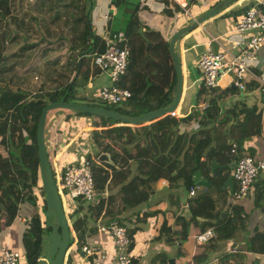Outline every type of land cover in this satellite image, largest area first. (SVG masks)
Returning <instances> with one entry per match:
<instances>
[{
    "label": "trees",
    "instance_id": "obj_1",
    "mask_svg": "<svg viewBox=\"0 0 264 264\" xmlns=\"http://www.w3.org/2000/svg\"><path fill=\"white\" fill-rule=\"evenodd\" d=\"M93 1L0 0V214L7 215L3 226H8L16 218L18 207L28 209V219L23 218L20 235L27 264H35L40 256L43 236L49 232L40 212L44 201L37 167V119L42 107L59 101L65 93L67 101L77 99L71 91L83 87L90 76L98 72L91 59L93 54L104 50V43L90 24L89 6ZM164 1L167 4L168 0ZM249 6L245 3L230 13L236 16ZM177 13L175 7L171 15L175 17ZM134 19H130L129 28L125 31L129 55L125 73L117 83L131 93L126 101L127 108L116 110L93 100L80 103L136 115L171 101L175 78L167 50L168 41L159 31L137 32L138 24ZM142 34L146 35V41ZM141 42L151 43L144 52ZM151 51L154 59L146 57ZM140 54L143 55L140 66L136 70L131 69L133 57ZM146 67L150 68L148 72L144 71ZM233 91L232 87L207 89L200 83L195 103L187 114L181 117L164 115L140 126L73 113L86 116L91 121L89 138L93 153L85 157L90 161L97 192L96 200L86 207L87 214L72 217L70 226L74 238L82 240L83 232L89 229L88 221L102 215L106 221L125 226L132 239L137 229L132 221H144L156 211H144L133 220L125 212L149 201L153 193L151 183L158 179L175 183L181 179L183 190L187 192L194 184L193 177L199 175L208 181V186L205 192L188 201L190 217L178 216L170 209L175 226L172 229L162 213L160 233L164 235L163 241L172 245L171 240L176 237L182 239L191 235V226L197 228L194 233L213 228L215 237L212 240L228 239L233 220L219 219L213 198L220 196L219 187L228 172L218 168L209 173L208 162L216 154L222 156L224 162H230L234 157L229 154L230 147L234 145L235 155H240L243 140L260 130V114L252 110H241V120L230 111L223 116L218 115V99ZM205 95L209 97L205 98ZM203 102L207 107L201 109L199 106ZM234 116L235 120L228 124ZM101 153L109 155L111 164L96 161ZM178 196L179 193L169 196L168 202L172 205ZM82 210L79 205L74 213ZM247 248L264 255V233H254ZM207 249L204 246L191 259L198 264L207 261ZM179 254L178 251L176 255ZM160 257L167 258L166 254Z\"/></svg>",
    "mask_w": 264,
    "mask_h": 264
},
{
    "label": "crops",
    "instance_id": "obj_2",
    "mask_svg": "<svg viewBox=\"0 0 264 264\" xmlns=\"http://www.w3.org/2000/svg\"><path fill=\"white\" fill-rule=\"evenodd\" d=\"M245 1L246 0H239L235 3L233 2L229 4L227 7L218 12L214 17L206 19L198 27L186 32L185 34H182L179 40L175 43V50L178 52L182 73L183 67L186 70V78L184 79H186L187 81L188 89H190L191 87L190 99L191 101H193L192 103L189 102L191 106H193L195 103V94L198 90L199 84L201 83L200 74L195 65L197 58L199 57L201 51L205 48V43L207 41L209 42L211 40L208 45L211 50H216L217 48L219 49V47L229 49L230 43L239 38V36L233 32V23L235 18L238 17L240 13L236 16H233L230 12H233L236 8L239 7L238 5ZM175 7L178 9V13L174 17L171 14L174 12ZM207 8H209V6ZM207 8L203 9L206 10ZM90 10V24L92 30L101 38L104 36V34L114 33L117 31L123 32L125 34L126 29L129 28L128 26L130 19L135 18V23L138 24L137 29L140 28V32L151 30L159 31L162 37L167 41L178 28L189 24L197 15L204 11L201 10L197 15L189 11L190 15L193 17V19L191 20L190 18L185 17L182 14L180 8L171 0H168L167 4L164 0H94L93 4H91ZM209 24H212L211 28H207V25ZM213 38H216V42L212 40ZM177 45H180V49L177 48ZM248 71L249 72H247L241 80L242 88L235 87L234 84L231 83L232 78L229 73H225L218 78L216 84L217 88L222 90L226 87H232L234 89L233 92L224 94L218 99V115L223 116L225 112L230 111L231 113L237 115L236 118L238 120H241L242 114L239 113L241 110L249 109L254 111L255 113H259V133L243 140V152L241 154H246L253 159L264 160V49H259L257 53V59L256 61L249 64ZM184 81L185 80H183V83ZM107 84H109L108 77L102 72H96L94 73V75L90 76L83 87L73 89L71 92L73 97H76L77 100L96 101L99 88L102 85ZM208 97V95H205V98ZM179 104L176 109L175 115L181 117L187 114L189 110L187 108L185 111H183V101H181V103L179 102ZM54 119H56V122H54L53 126L51 124L50 128H52V130L48 133L46 143L47 148L53 149L58 146L59 143H62V146L64 145V150H66L75 137L86 139V141L87 139H89V133L92 130V127L91 123L89 122L90 119L88 117L65 116V114H63L59 118L55 117ZM230 119L231 121H229L228 124L235 120V116L231 117ZM73 122H77V124L79 125L76 133L67 131L68 125ZM60 126L63 127L62 130H60ZM65 134L68 135V141L64 140ZM52 143L53 147L51 146ZM54 144H56V146ZM62 151H60V153ZM0 153H2V150H0ZM47 156L48 158H50L48 151ZM226 156H228V153L226 154ZM68 158L69 161H72L75 157ZM211 160H214V164L210 166V164L208 163L209 173H213L218 168H223V170H227L228 172V175L219 187V191L221 193L220 196H214L213 198L215 200L214 208L218 212L219 219L225 217L233 220V222H231L233 226L231 236L226 240H221L220 242L218 240H212L207 244L200 246H195L192 239H190V248L186 247L185 245H181V243L176 244L179 246V248L177 250H172V252H175L176 254L179 251L180 254L177 255V257L174 255V253L168 254L170 248L166 247L168 243H165L163 241L164 235L163 233H160V224L163 220L162 213L165 214L167 225L174 229L175 226H173L172 224V218L169 210L173 209L178 214L180 203L178 198L171 205L168 202V198L169 196H174L177 193L180 194L184 190H179L176 183H171L165 179H158L150 185L152 188V192H157L164 187L167 188V191L163 192L159 199L156 201H154L153 196H151L149 198V201H147L146 203H149L146 209H143L142 211L138 210L136 212L134 209H132L127 212V217H129L130 220H133L136 215L140 217V215L144 213V211H156V213H154L153 215L147 216L144 221H135V223L134 221H132L134 224L133 226L137 225V229L132 234V238H135V240L137 241L135 243V246H133L134 256L131 259V264L137 262V259L139 258L142 259L143 264H163L162 261L166 262L168 259H171L173 261L172 264H178L179 261H183L186 259L188 261L187 263L189 264H198L193 261L191 257L193 254L201 252L204 246L208 247L206 255L207 261L202 262L201 264H204L206 262H209L213 258H216L214 256L208 258V253L210 251H219L220 254L218 255V257H221L223 255L225 256V251L228 248H231L234 251L227 254L229 257L227 258L226 256V261L232 263L233 261H237L236 263L244 264L243 258L238 259L236 255L239 253H244V251H248V243L251 241V236H253L254 233H264V176H258L253 181L247 195L244 198L240 199L239 201L233 202L230 200V198L227 197L228 195L226 194V192L234 187V182L232 181L230 176V170L234 157L230 160V162L226 163L224 162L222 156L216 154L213 158H211ZM193 180L194 184L204 182L206 188L208 186V181L201 178V176H195L193 177ZM180 183H182V181L178 184ZM173 198L174 197H171V199ZM255 200L257 201V205L254 204ZM83 214L84 211L82 210L76 212L75 216H82ZM98 219L106 221V219L103 218L102 215L98 216L96 219L93 218V222L88 223L89 229L82 234L83 240L98 241L104 239L103 236L96 232L95 225L96 220ZM197 220L200 222L203 221V219L201 218H197ZM149 221H152L153 228L148 227ZM19 222L23 227L22 217ZM146 226L148 227V229H146ZM129 227H131L130 224ZM196 229L197 228H193L191 226V233L194 234V232H196ZM211 229L213 230V228ZM21 232L22 228H18L17 233H19V236L21 235ZM158 235H161V237H159ZM191 235L189 236L190 238ZM74 236L75 235L72 234L73 238ZM74 242L75 239L73 240L72 244L68 246L64 256L63 264H77V262L73 260V250L74 246H76ZM108 243L110 244V240H108ZM8 245L13 247L11 242H9ZM185 252H189L188 258L187 256L186 258L181 256L183 253L185 254ZM251 253L260 254L255 252ZM163 254H166L167 258L160 257ZM140 255H143L141 256L142 258L139 257ZM68 259H70L69 263ZM21 264L26 263L22 261Z\"/></svg>",
    "mask_w": 264,
    "mask_h": 264
},
{
    "label": "built area",
    "instance_id": "obj_3",
    "mask_svg": "<svg viewBox=\"0 0 264 264\" xmlns=\"http://www.w3.org/2000/svg\"><path fill=\"white\" fill-rule=\"evenodd\" d=\"M171 1L180 8L185 17L191 20L193 17L188 11L189 3L207 5L205 7L207 8L216 2V0ZM246 3H249L250 6L241 12L233 23V32L239 38L230 43L229 49L219 47V49L211 50L208 47L211 40L207 41L205 48L196 60L195 65L200 74L201 84L207 89L215 87L218 78L225 73L230 74L231 83L235 87L242 88L241 80L249 72V64L256 61L259 49H264V0H249ZM102 39L104 50L101 53L93 54L91 63L98 69V72H102L108 77L109 84L99 88L96 101L104 104L126 102L131 97L130 91L117 85L120 77L124 75L127 65L129 51L126 46V36L123 32L117 31L104 34ZM212 40L216 42V38ZM199 107L201 109L206 108V102L201 103ZM170 116L178 117L173 113ZM85 148L92 149L90 139L81 149L75 147L78 153L74 160L66 161L63 159L64 163H60L58 168L54 165L51 168L61 208L66 219L78 205L86 201L93 202L97 197L91 176V164L85 157L90 152H84ZM229 154L234 155L230 170L234 187L229 189L226 194L231 201L235 202L247 195L251 184L258 175L264 176V160L253 159L244 154L235 155L234 145L230 147ZM198 190L203 191L204 188L194 184L187 190L186 207L188 201L197 196ZM60 196L65 198V205ZM77 200L78 204H76ZM95 226L96 232L104 237L103 240L87 241L82 238L78 241L73 238V240L75 239L74 244L78 246L80 255L87 260V264H131V259L134 256L133 246L137 240L129 238L125 226L115 221H102L100 219L96 220ZM148 227L153 228L152 221H149ZM69 229L71 230L70 224ZM71 232L73 234V231ZM214 237L215 232L211 228L191 235L195 246L205 245ZM108 240H110V244ZM233 251V249L228 248L225 251V256ZM225 256L216 258L223 259ZM216 258L204 264H213L216 262ZM22 261L25 262L26 260L19 249H13L9 245L0 247V264H21Z\"/></svg>",
    "mask_w": 264,
    "mask_h": 264
},
{
    "label": "water",
    "instance_id": "obj_4",
    "mask_svg": "<svg viewBox=\"0 0 264 264\" xmlns=\"http://www.w3.org/2000/svg\"><path fill=\"white\" fill-rule=\"evenodd\" d=\"M235 1L237 0L216 1L209 8L197 15L189 24L178 28L169 38L167 42V50L175 80L172 99L166 105L140 114L126 115L104 107L89 106L80 102L67 101L65 93L59 101L47 103L42 107L36 123L35 142L37 149L38 177L44 201V205L40 207V212L43 216L45 226L49 228V232L45 233L43 236L40 256L36 259L35 264H63L71 236L67 219L61 208V202L55 187L52 170L47 156L46 143L48 134L45 125L47 112L54 111L55 114L62 113L63 111H70L78 114H89L111 119L115 122L130 126H140L164 115H171L178 107L183 90V73L178 52L175 50V43L179 40L182 34L198 27L206 19L214 17L223 8ZM90 8L91 4L89 6V9ZM137 31L140 32V28H138ZM150 44L151 43L148 42L145 49H147ZM70 85L71 84L67 87V91H69ZM228 144H230V142H228ZM96 160L100 163L111 164L107 153L99 154ZM185 196V191H182L179 194L178 198L180 207L178 209V216L189 218L190 213L185 205ZM94 201L95 200H93V202ZM172 262L171 259L167 260V264H172Z\"/></svg>",
    "mask_w": 264,
    "mask_h": 264
},
{
    "label": "rangeland",
    "instance_id": "obj_5",
    "mask_svg": "<svg viewBox=\"0 0 264 264\" xmlns=\"http://www.w3.org/2000/svg\"><path fill=\"white\" fill-rule=\"evenodd\" d=\"M217 1V0H216ZM249 0H246L245 2H243V3H241L240 5H238V6H244L245 5V3L246 2H248ZM214 4V3H213ZM212 5V4H211ZM207 5H200V4H196V3H193V2H191V3H189L188 4V11H191V12H193V13H195V15H197V14H199V12L202 10H204L203 8H205ZM212 27V24H209V25H207V28H211ZM139 33H141V32H139ZM129 38H130V36H129ZM142 38H143V40H145L146 41V35L145 34H142ZM126 41H128V37H127V39H126ZM142 43V42H141ZM148 42H146L145 44L144 43H142V51L144 52V50H146L145 49V46H146V44H147ZM136 45H133V47H135ZM180 47V45H177V48L178 49H180L179 48ZM177 49V50H178ZM153 53H152V51L146 56V57H148L149 59H154V57H153ZM134 58V64L132 65V68L131 69H134V70H136L139 66H140V61H141V59L143 58V55L142 54H140L139 56H135V57H133ZM148 69H150L149 67H146V69H144V71H146V72H148ZM185 73H186V70H185V68L183 67V80H185L184 81V83H183V90H182V97H181V101H183L184 102V105H183V111H185L187 108H188V110L190 109V107H191V105L189 104V102L190 103H192L193 101H191V87H190V89H188V85H187V81H186V79H184V78H186L185 77ZM187 96H188V99H187ZM184 97H185V99H184ZM76 98V97H75ZM183 99V100H182ZM72 101H75V102H81L82 100H77V99H73ZM181 101H180V103H181ZM95 103L96 104H100V105H103V106H106V107H108V108H114V109H116V110H119V109H121V110H123V109H126L127 108V102H119L118 104H104V103H101V102H98V101H95ZM183 104V103H182ZM180 105V104H179ZM63 114H65V116H76L77 117V115H75V114H73V112H70V111H63V113H62V115ZM61 115V113H55L54 114V111L53 112H51V111H49V112H47V118H46V130H47V134L52 130V128H50L51 127V124H52V126L54 125V122H56V119H54L55 117L56 118H59L60 116H62ZM81 117H83V116H81ZM90 123H91V121H89ZM78 124H77V122H73V123H71L70 125H68V127H67V131H71V133H76V130H77V128H78ZM60 128V130H62V128L63 127H59ZM67 137H68V135H66L65 134V136H64V140H66V141H68V139H67ZM90 139V138H89ZM89 139H87V140H89ZM85 143H86V139H83V138H74L73 139V141H71V143L69 144V146L67 147V149L66 150H64V145L62 146V143H59V145L58 146H56V144H54L56 147L55 148H53V149H50V148H47V151H48V154L50 155V158H48V160H49V163H50V166H51V168H53V165L55 166V167H57L58 168V165L60 164V163H64V161H63V159L64 160H66V161H69V158L68 157H71V158H74V157H77V153H78V150L76 151L75 150V147L77 146V148H79V149H81V147L82 146H85ZM52 147H53V143H52V145H51ZM0 150H2V148L0 147ZM63 150V151H62ZM60 151H62L61 153H60ZM91 152V154L93 153L92 152V149L90 150V148H85V150H84V152ZM68 155H70V156H68ZM4 157V156H3ZM96 159V158H95ZM97 161V160H96ZM209 164H210V166L211 165H213L214 164V160H211V161H209L208 162ZM214 169V168H213ZM212 169V170H213ZM197 176H199V175H197ZM200 180V179H199ZM182 180L181 179H178V181H176L175 183L177 184V187H178V189L179 190H183V186H182V183H180V184H178L179 182H181ZM199 186H201L202 188H204V190L203 191H200V190H198L197 192H198V194H197V196H199L200 194H202L203 192H205L206 191V185H205V183L204 182H202V183H199L198 184ZM167 188L166 187H164V188H162L161 190H159V191H157V192H154L153 194H151V196H153V199H154V201H156V200H158L159 199V197L162 195V193L163 192H166L167 190H166ZM150 196V197H151ZM196 196V197H197ZM61 198H62V202H63V204L65 205V203H66V200H65V198L63 197V196H60ZM195 197V198H196ZM193 199V198H192ZM227 201V200H226ZM236 202V201H235ZM147 202H144V203H141V204H139V205H137L136 207H134V210H135V212L136 211H142L143 209H146L147 208V206L149 205V203L148 204H146ZM257 203V201L255 200L254 201V204L255 205H257L256 204ZM39 204H41V203H39ZM76 204H78V200L76 201ZM89 204H91V202H89V201H86V202H83V204H81L80 206H82V208H83V211H84V213L85 214H87V212H86V207L89 205ZM79 206V205H78ZM77 206V207H78ZM0 213H2L1 212V210H0ZM125 213H127V212H125ZM74 215H75V213L74 212H72V214L71 215H68L67 216V223H68V225L71 223V220H73V218L72 217H74ZM18 217V218H17ZM17 217L13 220V221H11L12 223L11 224H9L8 226H3V222L4 221H6L8 218H7V215L6 214H0V247L1 246H4V245H8V243L9 242H11V244L13 245V247H11V248H13V249H19V251L21 252V253H23L22 251H23V249H22V245H21V241H20V236H19V233H17V231H18V228H23L22 226H21V223L19 222V220H21V217L22 218H26V220L28 219V213H27V208H24V207H18V212H17ZM26 222V221H25ZM89 222H93V220L92 219H90L89 221H88V223ZM146 229H148V227L146 226ZM70 230V229H69ZM70 233H71V230H70ZM190 234H188V235H185V237L184 238H182V239H174L172 242H173V244L172 245H166V247L168 248H170L169 249V251H168V254H173L174 253V255L177 257V255L175 254V252H172V250H177L178 248H179V246L178 245H174V243L176 242V244H180L181 243V245H185L186 247H189L190 248V246H191V238L190 237H188ZM171 239H173V238H171ZM71 240H73V237H72V233H71V236H70V242H71ZM218 240V239H217ZM210 241H212V240H210ZM209 241V242H210ZM216 241V240H215ZM219 242L221 241V239H219L218 240ZM70 242H69V244H70ZM173 246V247H172ZM75 250V251H74ZM74 250H73V260L75 261V262H77V264H87V260L84 258V257H82L81 255H80V250H79V248H78V246L76 245V246H74ZM188 253L189 252H185V254L183 253L181 256H183V257H185L186 258V256H187V258H188ZM220 254V252L219 251H210L209 253H208V258H211L212 256H214V257H218V255ZM237 254V253H236ZM141 256H143V255H140L139 257H141ZM233 256V255H232ZM229 256H227V258H228ZM236 257L238 258V259H242L243 258V263L244 264H264V255H262V254H254V253H251L250 251H244V253H239V254H237L236 255ZM142 258V257H141ZM227 258H226V256L225 257H223V259H218V258H216V262L215 263H213V264H217V263H222V264H241V263H236V262H234L233 261V263L232 262H227L226 260H227ZM138 261L137 262H134L133 264H143L142 263V259H137ZM163 262V264H166L167 263V261L165 262V261H162ZM188 261H187V259L186 260H183V261H179V263L178 264H189V263H187ZM25 263H26V261H25ZM161 263V262H160Z\"/></svg>",
    "mask_w": 264,
    "mask_h": 264
},
{
    "label": "bare ground",
    "instance_id": "obj_6",
    "mask_svg": "<svg viewBox=\"0 0 264 264\" xmlns=\"http://www.w3.org/2000/svg\"><path fill=\"white\" fill-rule=\"evenodd\" d=\"M237 1H239V0H237ZM237 1H235V2H237ZM234 2V3H235ZM177 109V108H176ZM51 112H53V111H51ZM174 114L176 113V110L173 112ZM47 118V117H46ZM45 125H46V120H45Z\"/></svg>",
    "mask_w": 264,
    "mask_h": 264
}]
</instances>
